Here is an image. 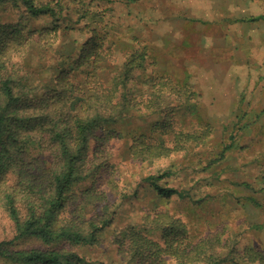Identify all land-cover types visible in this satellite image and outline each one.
Masks as SVG:
<instances>
[{
	"label": "rangeland",
	"instance_id": "1",
	"mask_svg": "<svg viewBox=\"0 0 264 264\" xmlns=\"http://www.w3.org/2000/svg\"><path fill=\"white\" fill-rule=\"evenodd\" d=\"M62 2L67 10L55 24L68 27L67 32H61L54 45L33 43L23 60L38 93L52 87L62 69L71 68L70 58H76L96 30L105 49L113 53V64L122 62L130 50L146 47L148 59L146 69L138 72L140 79L168 74L177 85H190L193 99L174 103V130L199 133L207 124L214 126L205 144H191L185 151L146 162L131 157L132 134L168 144L173 134L154 131L153 116L146 112H141V120L133 117L129 124L112 127L121 134L110 143L113 155L103 178L75 183L74 190L94 184L104 190L108 199L99 211H106L113 222L99 233L96 243L77 245L74 251L87 264H136L120 257L118 233L133 226L163 243V232L145 230L143 220L164 212L186 225L194 243L219 233L227 247L223 254L235 248L241 254L252 249L264 255V23L255 15L264 9L249 5L227 8L226 0H211L210 5L202 0ZM234 18L242 23L233 24ZM15 19L12 12H0L2 21ZM49 25L52 28L53 21L42 19L33 27ZM226 28L229 32H221L222 40H217V34L203 32ZM232 143L233 149L222 157L221 152ZM164 174L157 185L176 189L171 197L146 181ZM112 177L117 181L116 190L105 184ZM15 236L13 222L1 212L0 242ZM40 246L42 243L27 238L14 243L11 250ZM0 264L19 263L1 257ZM169 264L180 262L169 258ZM222 264L260 262L237 257Z\"/></svg>",
	"mask_w": 264,
	"mask_h": 264
},
{
	"label": "trees",
	"instance_id": "2",
	"mask_svg": "<svg viewBox=\"0 0 264 264\" xmlns=\"http://www.w3.org/2000/svg\"><path fill=\"white\" fill-rule=\"evenodd\" d=\"M66 10L62 0H0V12L16 15L14 21L0 20V213H7L16 232L13 240L0 242V258L19 264H87L74 247L96 243L113 219L99 211L108 199L104 190L94 184L76 191L74 185L103 178L113 155L110 143L121 134L112 127L133 117L141 120V112H146L153 116L154 131L173 134L168 144L133 133L130 155L139 162L203 145L214 131L211 124L199 133L174 130V103L193 99L190 85H177L168 74L140 79L138 72L146 69L148 59L146 47L130 50L122 62L113 64L114 55L96 30L76 58H70L71 68L62 69L54 85L38 93L23 60L33 43L54 45L59 34L67 32L68 27L55 24ZM42 19L54 26L33 27ZM233 147L226 146L221 156ZM164 176L146 181L171 197L176 189L157 185ZM105 184L117 188L115 177ZM143 226L162 231L163 243L129 226L117 235L125 262L169 264L173 258L180 264H222L240 257L264 264V255L252 249L241 254L233 248L223 254L227 247L219 233L192 242L186 225L164 212L145 217ZM27 238L43 246L11 250Z\"/></svg>",
	"mask_w": 264,
	"mask_h": 264
},
{
	"label": "crops",
	"instance_id": "3",
	"mask_svg": "<svg viewBox=\"0 0 264 264\" xmlns=\"http://www.w3.org/2000/svg\"><path fill=\"white\" fill-rule=\"evenodd\" d=\"M202 1L205 2V3H209V5L211 4V0H202ZM226 2H227V4H226L227 8H239V7H242V6L249 5L250 7H256L258 9H264V0H226ZM255 15L256 16L258 15L259 17H261L259 21L264 23V11H260V12H258ZM224 17H226V15ZM251 19H255V18H251ZM237 20L240 21L242 19H240V18H234V21L235 22L233 21V24H240V23H242V22H238ZM255 21H256V23H258V20L257 19ZM227 23H228V20H227ZM246 23H255V22H246ZM233 24H230V25H233ZM232 28L233 27H231V29ZM228 29L229 28H226V29H224V31H223V29H219L218 31L212 32V33H210L209 31L203 29V32L204 33H209V34H217L218 36L216 37V36L213 35V38L215 39V37H216V38H218L217 40H222V36H221L222 33L221 32H229ZM208 38L210 39V37H208Z\"/></svg>",
	"mask_w": 264,
	"mask_h": 264
}]
</instances>
